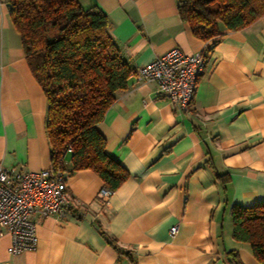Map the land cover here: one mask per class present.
I'll return each mask as SVG.
<instances>
[{"label":"crops","instance_id":"obj_1","mask_svg":"<svg viewBox=\"0 0 264 264\" xmlns=\"http://www.w3.org/2000/svg\"><path fill=\"white\" fill-rule=\"evenodd\" d=\"M7 3L0 0V165L38 172L50 166L46 100ZM81 3L104 11L109 34L134 70L97 125L106 152L130 176L101 206L95 196L103 183L94 172L67 175L64 216L35 213L36 248L15 256L7 251L10 235L0 230V264H230L227 252L242 264H259L247 243L232 238L229 205L264 201V15L238 31L222 27L211 44L179 19L176 0ZM171 48L207 52L187 111L135 74ZM212 170L229 175L225 187Z\"/></svg>","mask_w":264,"mask_h":264},{"label":"trees","instance_id":"obj_2","mask_svg":"<svg viewBox=\"0 0 264 264\" xmlns=\"http://www.w3.org/2000/svg\"><path fill=\"white\" fill-rule=\"evenodd\" d=\"M176 1L177 15L188 24L191 34L211 44L221 35L222 27L238 31L264 15V0ZM8 3L27 66L46 100L49 168L66 176L91 170L113 193L130 174L108 155L97 125L113 104L115 93L127 88L134 70L109 34L106 14L98 5L84 6L81 0ZM205 163L212 168L210 158ZM212 171L225 187L229 175ZM229 214L232 238L247 243L254 259L264 264V201L251 206L232 203ZM101 234L118 254L124 253L105 232ZM226 260L242 264L235 252H227Z\"/></svg>","mask_w":264,"mask_h":264},{"label":"built area","instance_id":"obj_3","mask_svg":"<svg viewBox=\"0 0 264 264\" xmlns=\"http://www.w3.org/2000/svg\"><path fill=\"white\" fill-rule=\"evenodd\" d=\"M206 57L204 50L186 54L178 48H171L138 67L135 74L142 80L156 82L158 96L168 100L175 109L187 111L198 78L205 68ZM66 177L64 172L49 167L27 172L0 165V230L10 235L9 255L36 248L35 222L32 219L35 213L64 216L67 212ZM111 194L102 186L95 199L101 206H106ZM176 231L177 225H172L170 234Z\"/></svg>","mask_w":264,"mask_h":264},{"label":"water","instance_id":"obj_4","mask_svg":"<svg viewBox=\"0 0 264 264\" xmlns=\"http://www.w3.org/2000/svg\"><path fill=\"white\" fill-rule=\"evenodd\" d=\"M7 6H8V8H10V4L9 3H7Z\"/></svg>","mask_w":264,"mask_h":264}]
</instances>
